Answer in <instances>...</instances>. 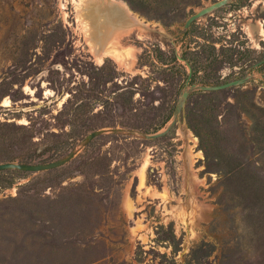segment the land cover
<instances>
[{
    "label": "rangeland",
    "instance_id": "rangeland-1",
    "mask_svg": "<svg viewBox=\"0 0 264 264\" xmlns=\"http://www.w3.org/2000/svg\"><path fill=\"white\" fill-rule=\"evenodd\" d=\"M214 1L0 0V162L75 150L0 170V264H264V0Z\"/></svg>",
    "mask_w": 264,
    "mask_h": 264
},
{
    "label": "water",
    "instance_id": "water-1",
    "mask_svg": "<svg viewBox=\"0 0 264 264\" xmlns=\"http://www.w3.org/2000/svg\"><path fill=\"white\" fill-rule=\"evenodd\" d=\"M226 1L227 0L214 1L212 3H209L207 5H204V6L200 7L198 10L194 11L193 13H191L186 18V20L184 22L185 30L186 31L188 30V27H189L190 23L194 19L207 14L211 10H213V9L221 6L222 4L226 3ZM263 61H264V59H261V60L255 62L253 64V66L258 65V64L262 63ZM247 77H248V75H244L242 77L235 78V79H232V80H229V81H225L223 83L210 84V85H198L197 87H199V88H201L203 90H216V89H221V88H225V87H228V86H231V85H236V84L242 83ZM188 92H189V90H184L182 92V97L178 101V104H177L176 109H175L174 117H173L170 125H168V127H166V129H164L162 131H158V132L151 133V134H145L146 137L160 136V135L164 134L165 132H167L169 130L171 125L175 122V120H176L181 108L183 107L184 100H185ZM98 132H100V131L99 130L91 131L88 134V136L85 138L84 141H87L88 139L92 138ZM74 155H75V150L69 152L64 157L58 158V159L53 160V161L45 162V163H28V162L4 161V162H0V170L1 169H5V168H18V169L32 170V171L50 169V168H53V167H56V166H59V165L65 163L66 161L71 159Z\"/></svg>",
    "mask_w": 264,
    "mask_h": 264
},
{
    "label": "bare ground",
    "instance_id": "bare-ground-1",
    "mask_svg": "<svg viewBox=\"0 0 264 264\" xmlns=\"http://www.w3.org/2000/svg\"><path fill=\"white\" fill-rule=\"evenodd\" d=\"M124 5V4H123ZM117 6V5H116ZM117 10H118V16H120V17H125V18H127V20H125L126 22H127V24H124V25H127L126 27H132V26H137V27H139L141 30H144L145 29V24H142L141 23V21H139V20H135V18L133 17V15L131 16V10L126 6V5H124L123 7L121 6V7H118L117 6V8H116ZM115 9V10H116ZM116 14V13H115ZM122 25V24H121ZM118 27H120V26H118ZM122 27H123V25H122ZM121 28V27H120ZM124 30V29H123ZM94 50H95V52H96V49H95V47L93 48ZM128 50H130V48H128ZM120 53V51H119V49L118 48H115V46H113V44H111V45H109V47L108 46H105V47H103L102 49H101V52L100 53H98V54H96L97 55V58L98 59H101L102 58V55L103 54H111V55H114L115 57H117V54H119ZM131 54V53H130ZM122 57H124L123 55H121ZM118 59H121V58H119V57H117ZM119 62H121V63H125V64H127L124 60H122V61H119ZM8 100L6 99L5 100V104H8ZM188 136V135H187ZM190 136V135H189ZM142 179V178H141Z\"/></svg>",
    "mask_w": 264,
    "mask_h": 264
},
{
    "label": "trees",
    "instance_id": "trees-1",
    "mask_svg": "<svg viewBox=\"0 0 264 264\" xmlns=\"http://www.w3.org/2000/svg\"><path fill=\"white\" fill-rule=\"evenodd\" d=\"M130 0H128V2H129ZM148 0H138V5H136V6H142V5H151L149 2H147Z\"/></svg>",
    "mask_w": 264,
    "mask_h": 264
}]
</instances>
